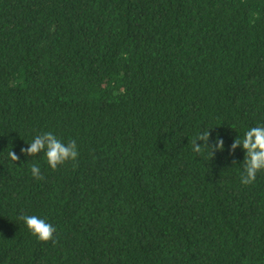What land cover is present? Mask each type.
<instances>
[{
	"label": "trees",
	"instance_id": "obj_1",
	"mask_svg": "<svg viewBox=\"0 0 264 264\" xmlns=\"http://www.w3.org/2000/svg\"><path fill=\"white\" fill-rule=\"evenodd\" d=\"M257 125L264 0H0V264H264ZM48 131L75 161L21 154Z\"/></svg>",
	"mask_w": 264,
	"mask_h": 264
},
{
	"label": "clouds",
	"instance_id": "obj_2",
	"mask_svg": "<svg viewBox=\"0 0 264 264\" xmlns=\"http://www.w3.org/2000/svg\"><path fill=\"white\" fill-rule=\"evenodd\" d=\"M208 140L209 130L198 134L191 141L192 150L195 153H200L203 145L209 149L211 157L215 151L223 150L222 139H216L212 145L208 144ZM197 141L203 143L198 144ZM237 145H240L244 151L241 183L247 186L255 181L258 172L264 171V125L249 128L242 139L234 138L231 149H235ZM20 152L28 157L43 153L48 166L52 170L65 162L75 161L78 156L77 145L74 140L65 144L51 131L36 135L26 148L20 149ZM7 155L14 162L19 160V156L11 150ZM31 175L36 179H43L41 169L37 164L32 165ZM19 219L23 221L26 228L37 240L41 242L53 240L56 228L46 220L36 215H21ZM53 243H55L54 240Z\"/></svg>",
	"mask_w": 264,
	"mask_h": 264
}]
</instances>
